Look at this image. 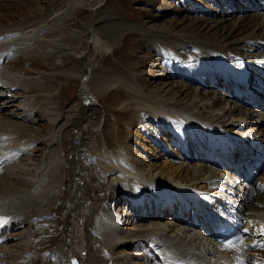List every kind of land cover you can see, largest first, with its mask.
Wrapping results in <instances>:
<instances>
[{
  "label": "bare ground",
  "instance_id": "6f19581e",
  "mask_svg": "<svg viewBox=\"0 0 264 264\" xmlns=\"http://www.w3.org/2000/svg\"><path fill=\"white\" fill-rule=\"evenodd\" d=\"M47 1L0 0V11H5L4 16H0V37H10L9 40H4L6 44L11 40L15 41L13 49L21 55L10 60L2 68L0 145L4 140L11 145V142L21 135L28 138L34 133L42 135L47 130L51 139L49 151L61 154V157L63 155L62 158L66 160V177H69L72 181L70 184L75 186L71 189L78 188L79 192L73 193L71 189L73 194L69 195L67 192V201L61 202L58 207L66 210V217L54 219L55 214L48 212L49 208L46 209L48 206L45 205L47 203L42 202L43 199L41 201L44 196L38 195L40 182L37 184L38 180H33L36 172H32L34 169H30L31 167L28 168L32 164L41 166L40 160L41 164L32 163V156L25 154L23 163L15 162L0 168V209H3L0 211V217L7 213L11 223L10 230H4L5 234L0 236V261L8 264H69L70 257L77 256L79 264H139L129 257L141 244L133 239H154L153 235H156L163 244L164 239L169 237L166 239L169 244L166 246L167 252L184 251L192 258L202 255L203 259L199 260L198 264L206 263L209 261V255H203V252L211 246L208 240L202 239L190 229H183V224L176 227L172 218L168 219L166 215L138 223L132 217V210L124 208L122 213L121 205L117 204L122 196H127L137 184L141 186L144 194L150 195L159 194V188L167 185L204 187L203 179L211 171L207 165L198 162L188 165L185 162L170 160L158 149L154 151L156 147L151 142L150 134L153 132L158 137L156 144L159 145L161 139H165L159 137V134L165 131L163 128L161 129L164 132L159 131L157 123L159 126L164 124L158 121H165L167 117L187 120L194 115L210 122H226L229 116H244L239 115L240 111L236 114L235 105L226 108L228 100H231L226 99L221 91L200 87L201 84L208 86V78L201 69L196 70L197 63L188 61L189 55L196 53L193 48L186 55L185 64L179 62L176 67H173V52L167 55V50L171 48L175 56L181 58L180 47L189 51L192 44L197 47V51L203 53L208 48L236 52H240L244 46L252 49L248 40L264 38V16L256 12L243 15L221 13L219 6L223 8L224 0H177L176 8L173 5L175 0H151L152 4H149L147 9L134 7L137 8L136 11L141 10L146 14L142 21L134 22L130 18L120 16L115 9L108 6V0H70L55 10L49 11L53 6L49 7L45 12L49 18L43 24L37 22L39 13L14 21L16 18L12 13L17 9L26 7L29 10L33 6L42 8ZM80 8L89 11L87 25L81 30L86 39L79 44L70 45L68 40L58 34L50 40L59 55L70 54L68 51L73 50L75 64L66 70L62 68L41 72L39 69L45 65L46 60L54 62L57 58L52 56V52L43 53L44 48L40 41L44 40V34L41 33L47 29L61 30L65 23L56 24L60 21L67 22L68 17ZM198 10L201 13L210 12L214 18L183 13ZM174 12L177 13L175 17L167 16ZM26 14L29 15L26 12L23 15ZM20 16L22 15L17 17ZM72 31L74 32L75 28ZM79 31L76 29L75 32ZM77 39L79 40L78 37ZM3 43L0 42V46ZM128 44H131L132 56L126 59L125 74L123 71H117L121 67L116 63L109 67L95 65L97 54H107L111 50L116 51L119 46ZM21 50L27 51L28 54L24 55L23 51L21 54ZM78 59H81V64ZM142 64L149 69H141ZM157 67L158 72L155 69ZM35 72L38 73L34 74ZM96 73L103 75L100 76L102 81L94 76ZM104 76H108L107 81H110L111 86H119L128 92L132 90L130 100L138 106L129 110H133L137 117H132L134 121L130 122L133 124L130 123L126 130L125 127L120 130L122 125L120 126L119 120H114L112 124L105 122L107 113H103L98 107L96 98L103 92ZM69 78L77 79L78 90L81 92L77 95L84 97V100L76 97L62 107L61 93L68 88ZM121 111L124 114L128 110L122 108ZM246 113L254 115L248 118L247 127L260 132L264 137V111L248 109ZM147 119L152 124L149 125ZM139 131L143 136L139 135ZM146 135L151 140H147ZM138 140L148 145H142ZM116 142L120 146L112 149ZM140 148L145 151L138 152ZM47 154L49 156L50 153ZM8 156V160L12 159L11 155ZM157 156H161L160 159H157ZM55 161L53 160L54 164ZM17 168L20 170H16ZM60 168V171H63L62 167ZM43 171L37 174L39 177L41 175L42 180L47 177ZM52 172L49 170V173ZM44 182L43 184H46ZM66 182L69 183L68 180ZM58 188L56 187L57 190ZM257 198L264 199L262 195ZM248 209H255L257 212L253 211L255 219H250L253 217L248 218L247 215L246 222L253 226V231L264 232V202L252 203ZM259 209H262L261 213L258 212ZM110 210L122 213L120 220ZM119 224L121 228H113ZM115 229L121 230L116 236ZM7 238L11 240L5 243L4 239ZM116 238L118 240H115ZM53 252L54 260L50 258V253ZM24 259H27L25 263Z\"/></svg>",
  "mask_w": 264,
  "mask_h": 264
},
{
  "label": "rangeland",
  "instance_id": "374dc122",
  "mask_svg": "<svg viewBox=\"0 0 264 264\" xmlns=\"http://www.w3.org/2000/svg\"><path fill=\"white\" fill-rule=\"evenodd\" d=\"M54 1V0H53ZM52 0H48L47 2H45L44 3V6H42V8L41 7H38V6H33V8H31V9H27L26 7L25 8H21V9H17L15 12H13L12 14H14V16H15V20L14 21H18V20H20V18H24V17H28V16H33V15H37L38 13H39V16H38V18H37V22H39L40 24H43L44 22H46V20L49 18L46 14H45V12L48 10V8L49 7H52V8H49V11L50 10H55V9H57L58 7H60V6H62L63 4H65V3H68L70 0H58L57 2H53ZM153 2L155 1L156 2V0H152ZM54 3H57V5L56 4H54ZM146 3H148V4H146ZM60 4V5H59ZM107 4H108V6H110V7H112L113 9H115L116 10V12L120 15V16H123V17H125V18H130V20L132 19L134 22H137L138 20L139 21H142L145 17H146V14L144 13V11H141V10H139V12L138 11H136V9L137 8H134V7H136V6H138V7H141V9H147L148 8V5L149 4H152V2H151V0H108V2H107ZM173 5H174V7L176 8L177 7V5H175L174 4V2H173ZM19 10H20V12H19ZM48 11V12H49ZM78 11V12H77ZM77 11L75 12V13H72L71 15H70V17H68V19L67 18H65V19H67L68 21L66 22V21H60V22H58L56 25H58L59 23H65L64 25H63V29L61 28V30L59 29H57V30H55V29H50V31H49V29H47V31H44L43 33H41V34H44V37H43V41H40V43H41V46L44 48V50H43V53H45V52H52L51 54H52V56H57V58L54 60V62H49V60H46L45 61V65L42 67V68H40L39 70H41V72H44V73H46V72H49L50 70H56V69H68L70 66H73L74 64H75V62H76V60L74 59L75 57H74V51L73 50H71V51H68L70 54H68V53H65V54H60L59 55V53L57 52V49H56V47L55 46H53L52 44H50V40H52V39H54L55 38V36L56 35H60L59 37H64L65 39H66V41L67 42H69V44L70 45H76V44H79V42H83L85 39H86V35L82 32L83 31V29H84V27L87 25V18H88V16H89V11L88 10H85L84 8H80V9H77ZM141 11V12H140ZM28 13L29 15H23L24 13ZM129 12H130V14H129ZM4 13H5V11H0V16L1 15H3L4 16ZM11 13V12H10ZM179 13L180 14H182V12L181 11H179ZM44 14V15H43ZM88 14V15H87ZM19 15H22V16H20V17H17V16H19ZM177 15V13H173V14H169V15H167V16H173V17H175ZM143 18V19H142ZM64 19V20H65ZM3 21H6L5 19H3ZM13 22V21H12ZM70 24V25H69ZM74 28H75V31H76V29H77V31H79V32H73L72 30H74ZM82 30V31H81ZM61 31V32H60ZM69 31H71V32H69ZM54 32V33H53ZM71 33V34H69V33ZM73 32V33H72ZM76 33V34H75ZM62 35V36H61ZM51 37V38H50ZM77 37L79 38V40L77 39ZM47 39V40H46ZM70 40H71V42H70ZM65 41V42H66ZM73 42V43H72ZM123 46H119L118 48H116V51H110L109 53H107V54H105L104 52L103 53H101V54H97L96 55V59H95V65H102V66H105V67H109V66H112L111 64H114V63H116L117 65H119L121 68H119L117 71L120 73V72H122L123 74H125L126 73V71H125V69H126V61L128 60V57H131L132 56V53H131V51H130V48H131V44H128L127 46H124L123 48H122ZM47 48H49V50H47ZM22 51H23V53H24V55H26V54H28L27 52L25 53V51L24 50H21V54H22ZM56 51V52H55ZM73 51V52H72ZM123 51V52H122ZM72 52V53H71ZM125 52V53H124ZM20 53V52H19ZM74 53V54H73ZM71 55V56H70ZM21 55H19L18 57H20ZM15 58H17V57H15ZM62 58H63V60H62ZM67 58V59H66ZM127 59V60H126ZM13 60V59H12ZM79 60V62L81 61V59H78ZM17 61H18V59H17ZM48 61V62H47ZM65 61H67V62H65ZM78 62V63H79ZM79 64H81V62L79 63ZM6 66V65H5ZM139 67V66H138ZM140 67H141V69H143L144 67H145V69L147 70V69H149V67L148 66H146L145 64H142V65H140ZM52 68V69H51ZM156 69V72H158V67L157 68H155ZM49 70V71H48ZM39 72V71H38ZM38 72H35L34 74H36V73H38ZM125 72V73H124ZM100 73H96V74H94V76L96 77V78H98V79H101V81H102V78L100 77V76H103L102 74H100ZM106 76H104V79H103V82H102V84H103V92L101 93V94H99L98 96H97V98H96V102L99 104L98 105V107H99V109L100 110H103V113H107V115H105V117H104V121L105 122H108V123H111L112 124V122L114 121V120H119V123H120V126H121V128H120V130L122 131L123 130V128L126 130V128H128L129 127V125H130V123L131 124H133V122H130V121H134V119L136 118V116H135V112H133V110L131 111V110H129V109H135L134 107H136V106H138V105H134V103H133V100H130V99H132V90H130V92H128L127 91V89H121L119 86H116L115 87V85H113V86H111V83H110V81H107L109 78H108V76L105 78ZM106 79V80H105ZM67 81H69V86H68V88H66L65 90H63L64 92H62L61 93V105H62V107H64L67 103H69L70 101H72L74 98H76V97H79V98H81L82 100H84V97H82L81 95H77V94H79V93H81L78 89H79V85H77L78 84V81H77V79L75 80V78H69V79H67ZM109 83V85H108V83ZM107 85V86H105V85ZM106 88V89H105ZM128 90H129V88H128ZM124 92H128V94H126V93H124ZM130 96H131V98H130ZM66 103V104H65ZM127 105V106H126ZM128 106H131V107H128ZM128 107V108H127ZM125 109V110H128L127 111V113H122V111H121V109ZM222 111V110H221ZM133 114H132V113ZM132 114V115H131ZM126 115V116H125ZM131 117V118H130ZM134 119H133V118ZM103 120V119H102ZM147 122H148V124L150 125V124H152V123H150L149 121V119H147L146 120ZM123 122H124V124H123ZM126 124L128 125V126H126ZM119 126V127H120ZM131 128L134 130H136V128H134V126H131ZM45 133V134H44ZM44 133H42V135H41V133L40 134H31V137H25V135H21L20 136V138H18V139H15V141L13 140V142H11L12 144L11 145H14V143H15V145H17V143L21 146H23L24 148H25V150H24V153L22 152V154H21V156L20 157H23L22 159L21 158H19V160L18 161H16V162H20V163H23V159L25 158V154L26 155H28V156H32V157H30V161L32 162V163H38V164H41V162H42V164H41V166H39V167H36V165H29L28 166V168H30V169H34V170H31L32 172H36L34 175H33V180H35V178H36V180H38L37 181V184H39V182H40V186L38 187V190H37V192L39 193L38 195H42V196H44L45 197V195H46V197H45V199H44V197H42L41 198V201H42V199H43V201L42 202H44V203H47V204H45L46 206H48L46 209H48V212H51L53 215H54V219H61V218H64V217H66V216H64V215H66L67 213H66V210H64V209H62V208H58L59 206H60V204H62L61 202H64L65 200L67 201V199H68V194H67V192L69 193V195L70 194H73V193H78L79 192V189L78 188H76V190H75V188L74 189H71V187L73 188V187H75L74 185H71L70 184V182H72L70 179H69V177L67 178L66 176H68L67 175V173H65L66 171L64 170L65 168V164H64V161H66L64 158H62L63 157V155H62V157H61V154L60 155H58V154H56V153H51V151H49V148L50 147H48V146H50V137L48 136V133H47V130L44 132ZM139 133V135H142V133H141V131H139L138 132ZM39 135H41V136H39ZM47 135V136H46ZM119 135L122 137V135H121V133L119 132ZM37 136H38V138H37ZM143 136V135H142ZM32 137H34V138H32ZM43 137V138H42ZM45 137V138H44ZM25 139V140H24ZM36 140V141H35ZM38 140V141H37ZM48 140V141H47ZM12 141V140H11ZM139 141V140H138ZM39 142V143H38ZM139 142H141V144L143 145V144H145L146 145V143L145 142H143V141H139ZM3 143H5V140H4V142ZM3 143L0 145V146H2L3 147ZM21 143V144H20ZM22 143H27L26 144V146H24ZM41 143V144H40ZM30 146H29V145ZM118 143L116 142L111 148L113 149V148H116V147H119L120 145H117ZM9 145V142L7 143V146ZM34 147H33V146ZM148 145V144H147ZM146 145V146H147ZM158 145V144H157ZM35 146H37V147H35ZM47 146V147H46ZM159 146V145H158ZM5 147V146H4ZM27 147V148H26ZM40 147V148H39ZM154 147V146H153ZM135 148L136 149H138V147H136L135 146ZM147 148V147H146ZM28 149V150H27ZM32 149V150H31ZM38 149H39V151H38ZM109 150H111L110 148H108ZM34 150V151H33ZM42 150V151H41ZM44 150V151H43ZM48 152H47V151ZM157 150V148H154V151H156ZM26 151V152H25ZM145 151V149H142V148H140L139 150H138V152H140V153H143ZM28 152V153H27ZM32 154H31V153ZM43 152V153H42ZM9 153H10V151H9ZM30 153V154H29ZM47 153H50L49 154V156H48V154ZM11 154H14V151H11ZM33 154H34V156H33ZM47 154V155H46ZM52 154H53V156H52ZM42 155V156H41ZM44 155V156H43ZM52 157H51V156ZM56 155V156H55ZM57 155L59 156V158L57 157ZM3 156H7L6 158H7V160H8V155L7 154H4ZM47 158H46V157ZM54 156L55 157H57L56 159L54 158ZM40 158V159H38V158ZM42 157V158H41ZM46 159H45V158ZM61 157V158H60ZM160 157L161 156H157V159H160ZM1 158H2V156H1ZM44 158V159H43ZM61 159V160H60ZM64 159V160H63ZM41 162H40V161ZM44 162H43V161ZM46 160V161H45ZM52 161V163H51V161ZM53 160L56 162V164H54V162H53ZM60 160V161H59ZM37 161V162H36ZM48 161H49V163H48ZM59 163H58V162ZM63 161V162H62ZM46 162V163H45ZM62 162V163H61ZM51 163V165H48V164H50ZM58 164H60V165H58ZM188 165H189V163H187ZM202 164H204V163H202ZM46 165V166H45ZM54 165H56V166H54V167H57V168H54L53 166ZM192 165V164H191ZM37 168V170L38 171H36V168ZM43 166V167H42ZM50 166H52V168L50 167ZM34 167V168H33ZM60 167H62V170L64 171H60L61 170V168ZM42 170H41V169ZM45 169V171H43ZM47 169V170H46ZM51 169H52V171H51ZM56 169V170H55ZM16 170H20V168H17ZM49 170H50V172H52V174L51 173H49ZM46 172V174L47 175H44L47 179H48V177H50L48 180H49V184H47L46 183V178H44V180H42V178H41V175H40V177H39V175H37L39 172ZM57 171V172H56ZM59 171H60V173H59ZM48 172V173H47ZM55 173V174H54ZM59 173V174H58ZM207 173V172H206ZM209 173H214V171H210ZM45 174V173H44ZM49 174V175H48ZM56 174H58V175H56ZM208 174V173H207ZM36 175V176H35ZM52 177H51V176ZM55 175V176H54ZM37 176H38V179H37ZM43 176V177H44ZM54 177V178H53ZM62 177V178H61ZM40 178V179H39ZM46 179V180H45ZM51 179V180H50ZM56 179H58V180H56ZM64 179V180H63ZM35 180V181H36ZM45 181L44 183H46V184H43V182L41 183V181ZM68 180L69 181V183H67L66 181ZM34 181V183H36ZM60 181V182H59ZM63 181H65L64 183H63ZM52 182V183H51ZM13 184V183H12ZM42 184V185H41ZM53 184H55V185H53ZM70 184V185H69ZM17 185H19V183H17ZM44 185V186H43ZM63 185V186H62ZM66 185V186H65ZM68 185V186H67ZM47 186V187H46ZM58 186H59V188H58ZM46 187V189H44ZM53 187V188H52ZM56 187L58 188V190L56 189ZM68 187V188H67ZM51 188V189H50ZM63 188V189H62ZM49 189L53 192V194H52V192L50 193L49 192ZM53 189V190H52ZM69 189V190H68ZM73 190V191H71V190ZM77 189H78V191H77ZM42 190H45V192H43ZM56 190H57V192H56ZM77 191V192H76ZM64 192H65V194H64ZM73 192V193H72ZM60 195H59V194ZM52 194V195H51ZM57 194V195H56ZM67 196V197H66ZM48 197V198H47ZM58 197V198H57ZM55 198V199H54ZM64 198V199H63ZM48 199V200H47ZM52 199H53V201H52ZM46 200V201H45ZM56 200V201H55ZM264 200V199H263ZM50 201V202H49ZM65 201V202H66ZM120 201L121 200H119V202H118V204H117V206L118 205H121L120 204ZM51 202H53V203H51ZM49 203H51V204H49ZM59 204V205H58ZM52 207V208H51ZM57 208V209H56ZM56 210H58V211H56ZM258 211H260V213H261V211H262V209H259ZM57 213V214H56ZM262 213H264V210L262 211ZM58 215H59V217H58ZM58 217V218H57ZM135 248H133V250H134ZM132 250V249H131ZM130 253V252H129ZM131 254H132V252H131ZM131 254H129V257H130V255Z\"/></svg>",
  "mask_w": 264,
  "mask_h": 264
}]
</instances>
